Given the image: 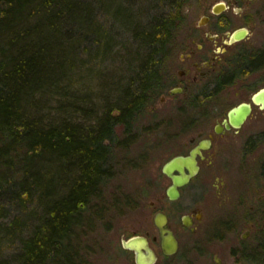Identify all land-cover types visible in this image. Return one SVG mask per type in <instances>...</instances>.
<instances>
[{"label": "trees", "instance_id": "16d2710c", "mask_svg": "<svg viewBox=\"0 0 264 264\" xmlns=\"http://www.w3.org/2000/svg\"><path fill=\"white\" fill-rule=\"evenodd\" d=\"M187 1L0 0V217L13 209L0 251L17 242L0 264L80 262L115 128L132 138L159 94ZM262 68L264 43L233 52L224 75Z\"/></svg>", "mask_w": 264, "mask_h": 264}, {"label": "rangeland", "instance_id": "374dc122", "mask_svg": "<svg viewBox=\"0 0 264 264\" xmlns=\"http://www.w3.org/2000/svg\"><path fill=\"white\" fill-rule=\"evenodd\" d=\"M205 2L206 0H188L186 2L183 19L173 33L172 48L160 66L162 81L167 69L168 77L173 58L180 52L186 34L206 11ZM238 7H241L240 4ZM233 11V8H229L225 12V20H228L225 32L228 34L238 27H246L249 31L247 37L232 44L233 52L240 49L246 52L256 51L264 43V0L251 2L249 10L244 14ZM218 47L222 46L219 44ZM221 73L226 74V64H224ZM220 79H223L221 74L215 78V81L222 83L223 81ZM215 81H212L208 88H219L220 90L210 94L211 97L206 99L208 101L202 100L203 103L196 99L188 101L185 111L174 101L170 102L169 99L160 104V96L157 95L154 107L150 106L151 102L148 103L147 112L133 121L131 132L134 136L132 138H126L121 128L116 126L115 143L110 149L109 168L106 170L108 177H105L104 183L98 187V196L90 203V206L92 203L94 205L92 212L96 209L95 214L99 218L95 215L90 216L89 218L92 220L89 222L90 225L82 229L83 232L79 238L80 249L73 251L77 255L76 258L78 257L80 260L77 264H84L85 256H96L101 262L106 261L108 256L114 255L113 252L125 251L121 242L133 234H141L149 230L150 238L152 235H157V228L152 222L157 210L169 213L170 221L180 242V248L184 249L191 244H196L202 251H211V235H204V229L196 235L189 234L182 228L179 217L181 214L189 212L192 207L201 206L205 217L203 225L206 226L210 219L220 212L214 202L216 195L214 186L219 180L223 181L229 190V196L226 198L228 212L232 213L229 206L237 203L240 198L245 199L243 208H248L252 203H255L258 193L262 191L254 192L253 198L246 197V194L243 193L245 186L257 185L261 188L264 183V122L256 119L257 112H253L236 134H231L224 149L213 160V166L220 167V172L208 174V169L203 166L192 181L181 188L178 198L171 200L165 193L170 180L162 173V164L179 148H184V146L188 148L193 144L188 143L183 146V143L188 141L192 135L197 123H191V126H182V120L188 118L191 121H196L192 116L198 117L197 112L206 103L211 104L212 113L215 111L217 114H223L231 106L245 101L244 83L249 82L252 85L248 94L264 86V68L252 71L248 75H238L228 86L215 84ZM97 86L99 84L96 81L84 84V87L91 93H98ZM225 87L227 88L222 90ZM185 99L186 97L180 99L179 103L184 102ZM6 210V214L0 217V223L4 225H8L11 215H13V209ZM263 223H260V226H264ZM244 229L245 226H239L238 236ZM28 232L29 229L16 237ZM263 232H260V229H254L251 236L253 239H250L246 245L257 244V238L262 239L261 242L264 244ZM151 243L155 249L160 251L158 240L151 241ZM16 249L17 242L6 243L2 246L0 254L7 258L13 256L17 252ZM89 251L91 253H86ZM246 252L250 254L248 256H242L235 252L226 254L223 256L221 264H264L263 251ZM182 253L183 251H179V255ZM90 258L92 259V257ZM177 259L178 257H175L172 264H177ZM210 264L214 263L210 262Z\"/></svg>", "mask_w": 264, "mask_h": 264}, {"label": "flooded vegetation", "instance_id": "af4514ba", "mask_svg": "<svg viewBox=\"0 0 264 264\" xmlns=\"http://www.w3.org/2000/svg\"><path fill=\"white\" fill-rule=\"evenodd\" d=\"M253 1L255 0H206V11L201 16L203 17V22L200 23L199 20L197 24H195L194 27H192L186 34L180 52L173 58L172 65L169 68L168 77L167 69L165 77L160 83V92L158 94L160 96V104H163L166 102V99H169L170 102L174 101L175 104H178V106L185 111V108L187 107L186 104L189 103L188 101L196 99L201 100L203 103L202 100L208 101L206 99L211 97L210 94L220 90L219 88H208L209 84L212 81H215V78L218 75L221 74V77L224 80L220 79L223 81L222 83L215 81V84L228 86L229 83L233 82L230 75L226 77L221 73L224 64L228 66L229 60L233 54L234 49L232 44L237 42L236 41L232 44L225 43V39L227 38L225 29L226 24L228 23V20H225V12L229 8H233L234 13L244 14L247 10H249V5ZM217 2H223L227 6L226 9L218 13L213 12L212 6ZM239 4L241 7H238ZM219 44L222 47L219 48ZM245 75H248V73H245ZM251 87L252 85L249 82L244 83L243 91L246 93V100L240 102L250 103L251 111L243 124L248 118L251 117L253 112H257V120L264 122V108H261L259 104L254 103L251 99L252 93L258 88L255 89L251 94H248ZM226 88L227 87L223 88L222 90ZM188 96H192V98ZM185 97L186 99L183 100L184 102L179 103V100ZM154 101L155 99L150 103V106L154 107ZM210 105L211 104L208 103H206V105L203 104V106H201L200 110L197 112L198 117L194 118L192 116L193 120L196 121H191V119L187 118L181 122L182 126H191V123H197L192 135L189 137L188 141L183 143V146L187 145L188 143L193 144L188 148H186V146H184V148H179L172 156L177 154L186 155L194 146H200V153H197L195 158L198 171L182 187L187 186L203 166L208 169V174H216V172H220L221 168L213 166L212 162L224 149L231 134H236L239 128H241L243 125L242 124L239 127L226 126L225 119H227V111L236 104L227 109L223 114H217L215 111L212 113L210 110ZM261 186V188H259L257 185L247 187L245 186L243 194H246V197L248 196L253 198L254 192H262L258 193L255 203H252L248 207L249 209L243 208V202L245 199L240 198L237 203L229 206L231 208L230 211L232 212L230 213L227 211L228 206H226V198L229 196V190L226 188L223 181L219 180V182L214 186L216 192L214 197L216 200L214 199V202L218 208V211L220 210V212H217V215L213 216L206 226L203 225L205 222V217L203 215L201 206H194L189 212L180 215L179 220L182 228L188 231L189 234L196 235L199 233V231L204 229V235H211V251H202L201 248L196 244H191L187 247H184V249L180 248V242L175 234L173 224L170 221L169 213L162 210H157L153 216L152 222L157 228V235H152L150 238V232L149 230H146L144 233H137L133 234L132 236L142 235L148 239L149 245L154 250L153 253L155 256L154 260L149 264H172L175 257H178L177 264H198L200 262L203 264H210V262H213L214 264H221L223 261L222 258L226 254H233L235 252L236 254L239 253V255L242 256H248L250 253L246 251H263L262 254L264 256V244L261 242L262 239L257 238L258 243H255L253 246L246 245L250 239H253L251 236L254 229H260V232H263L264 230V226H260V223L264 222V183ZM182 187H179V192L181 191ZM158 213H163L165 215L166 223L164 224V227L171 230L174 237L176 238L177 248L172 253L163 252L161 246L159 251L151 245V241L154 242L157 240L160 245L159 229L154 222V218ZM184 216H188L186 219L187 223H185L183 220ZM240 225L245 226V229L238 236V229ZM122 248L125 251L113 252L114 255L108 256L106 261L103 260L100 262L96 256H90L92 259L89 256H85L83 263L138 264L136 261V252L132 249L125 248L123 245ZM179 251H183L182 255H179ZM143 252L146 253V251ZM86 253L89 254L91 251Z\"/></svg>", "mask_w": 264, "mask_h": 264}, {"label": "water", "instance_id": "95a60500", "mask_svg": "<svg viewBox=\"0 0 264 264\" xmlns=\"http://www.w3.org/2000/svg\"><path fill=\"white\" fill-rule=\"evenodd\" d=\"M226 5L223 2H217L212 6V11L215 13L221 12L226 9ZM200 18V23L203 22ZM248 30L245 27H240L227 34L225 39L226 44H232L236 41L247 37ZM251 99L254 103L259 104L261 108H264V86L258 88L252 93ZM251 104L248 102H240L231 107L227 111V119L225 123L227 127H239L246 120L250 114ZM199 145L194 146L188 154H177L167 159L161 166V171L171 182L167 186L165 193L171 200H175L179 197V187L184 186L190 178H192L198 171L196 165V154L200 153ZM188 216H184L185 223ZM154 222L159 229L160 234V246L163 252L172 253L177 248V241L171 230L164 227L166 223V217L163 213H158ZM122 245L125 248L132 249L136 252V261L138 264H149L154 260L153 249L149 245L148 239L142 235H135L127 239L122 240ZM143 251H146L143 252Z\"/></svg>", "mask_w": 264, "mask_h": 264}, {"label": "bare ground", "instance_id": "6f19581e", "mask_svg": "<svg viewBox=\"0 0 264 264\" xmlns=\"http://www.w3.org/2000/svg\"><path fill=\"white\" fill-rule=\"evenodd\" d=\"M112 109V108H111ZM143 111V110H142ZM116 116V115H115ZM128 134V133H127Z\"/></svg>", "mask_w": 264, "mask_h": 264}]
</instances>
